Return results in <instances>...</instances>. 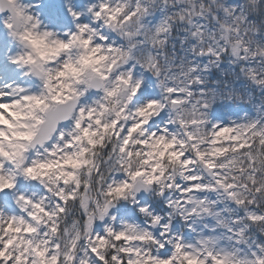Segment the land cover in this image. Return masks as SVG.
<instances>
[{
    "label": "snow or ice",
    "instance_id": "snow-or-ice-1",
    "mask_svg": "<svg viewBox=\"0 0 264 264\" xmlns=\"http://www.w3.org/2000/svg\"><path fill=\"white\" fill-rule=\"evenodd\" d=\"M0 264H264V0H0Z\"/></svg>",
    "mask_w": 264,
    "mask_h": 264
},
{
    "label": "rangeland",
    "instance_id": "rangeland-1",
    "mask_svg": "<svg viewBox=\"0 0 264 264\" xmlns=\"http://www.w3.org/2000/svg\"><path fill=\"white\" fill-rule=\"evenodd\" d=\"M18 186H20V185H18ZM181 194L179 193V192H177L176 194H175V196H177V197H179ZM118 208L120 207L119 205L117 206Z\"/></svg>",
    "mask_w": 264,
    "mask_h": 264
},
{
    "label": "trees",
    "instance_id": "trees-1",
    "mask_svg": "<svg viewBox=\"0 0 264 264\" xmlns=\"http://www.w3.org/2000/svg\"><path fill=\"white\" fill-rule=\"evenodd\" d=\"M26 185H27V183H26ZM29 191H31V189H29Z\"/></svg>",
    "mask_w": 264,
    "mask_h": 264
}]
</instances>
